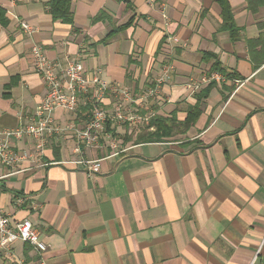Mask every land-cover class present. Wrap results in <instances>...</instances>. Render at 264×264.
Returning <instances> with one entry per match:
<instances>
[{
    "label": "crops",
    "instance_id": "crops-1",
    "mask_svg": "<svg viewBox=\"0 0 264 264\" xmlns=\"http://www.w3.org/2000/svg\"><path fill=\"white\" fill-rule=\"evenodd\" d=\"M69 1L72 23L54 19L51 0H0V127L29 122L47 93L34 42L58 70L78 58L88 74L129 86L137 119L109 121L118 147L102 136L81 145L82 155L72 134L49 138L41 156L31 137L13 139L27 156L0 168V209L40 230L48 243L42 264H264V63L255 67L248 46L264 31V6L252 12L247 0H228L240 28L232 40L218 0ZM215 62L235 77L211 87L186 133L124 140L155 115L183 120L210 84L191 93L187 82ZM168 65L174 69L157 97L139 100ZM118 97L106 94L102 107L112 113L117 99L125 102ZM54 117L80 128L88 119L83 109H57ZM82 158L98 160L100 170ZM13 252L0 264H39L29 245L18 242Z\"/></svg>",
    "mask_w": 264,
    "mask_h": 264
},
{
    "label": "built area",
    "instance_id": "built-area-1",
    "mask_svg": "<svg viewBox=\"0 0 264 264\" xmlns=\"http://www.w3.org/2000/svg\"><path fill=\"white\" fill-rule=\"evenodd\" d=\"M165 4H161L160 10L163 16L168 19L164 10ZM23 30L30 36L36 33V28L26 20L20 21ZM178 41L177 37H172ZM32 58L36 71L42 77L47 93L35 110L29 122L22 124L18 128L7 130L0 127V168L2 166L15 167L18 161L27 156L19 154L12 145L13 139H22L26 136L35 141L36 155L44 153L46 141L54 135L63 136L72 134L77 138L75 151L83 154L81 145L95 146L100 142L102 136L111 141L113 148L118 147V142L113 134L107 130V123L111 120L132 121L137 119L131 104L138 101L132 95L129 86L114 84L104 79L100 72L88 74L84 62L78 58L70 60L66 66L58 70L59 63L50 60L44 48L34 42L32 45ZM174 66L168 65L163 73L157 78L155 84L150 87L139 100L156 98L160 93L161 85L170 76ZM226 77L219 72H206L199 79H190L186 87L194 93L204 84L210 82H224ZM111 93L122 96L125 100H116L114 111L109 113L102 107L101 101L106 94ZM89 106L86 110L88 119L83 128L75 124L61 126L55 120L54 113L57 109L68 112H77L82 107ZM86 168L93 172L100 170V162L97 160L86 161L82 158ZM27 197H20L19 204L25 203ZM21 242L29 245L40 257L39 264L43 263V255L48 249V243L41 238L40 230L33 222L25 218L14 220L11 215L0 209V259L3 257H13L15 244ZM14 264H38L26 263L23 260H15ZM250 264H255L253 260Z\"/></svg>",
    "mask_w": 264,
    "mask_h": 264
},
{
    "label": "trees",
    "instance_id": "trees-1",
    "mask_svg": "<svg viewBox=\"0 0 264 264\" xmlns=\"http://www.w3.org/2000/svg\"><path fill=\"white\" fill-rule=\"evenodd\" d=\"M221 7V15L223 18L222 29L229 32L232 40H238L240 38V28L237 26L232 7L228 0H218ZM248 8L252 12H257L260 7L264 6V0H247ZM50 11L54 19H60L66 23L73 22V13L71 10V3L69 0H51ZM0 21L4 22V11L0 9ZM260 28L264 29V21L259 22ZM248 46L252 55V60L255 63V67L264 63V31L262 34L255 38L248 40ZM219 72L226 78L235 77V74L229 73L225 68L221 66L219 62H215L211 69V72ZM215 81L201 91L197 96V103L191 107L187 112L186 117L181 120L176 114L170 116L155 115L152 117L150 124L147 127H143L137 131L136 134H130L124 136V140H132L137 142L147 141H159L167 137H171L174 134L186 133L198 120L201 114V101L207 97L211 87L215 85ZM83 110H89V106L82 107ZM153 127V129H151ZM115 135V132H114Z\"/></svg>",
    "mask_w": 264,
    "mask_h": 264
},
{
    "label": "rangeland",
    "instance_id": "rangeland-1",
    "mask_svg": "<svg viewBox=\"0 0 264 264\" xmlns=\"http://www.w3.org/2000/svg\"><path fill=\"white\" fill-rule=\"evenodd\" d=\"M214 72H216V71H214ZM147 122L146 121H139V122H136L135 124H133L132 126H133V128H135V129H137V131H139V129L141 130L143 127H144V125L146 124ZM125 132H123V133H121V134H118V137H122L123 138V135L122 134H124ZM126 134H136V132L134 131V132H132V133H129V132H127ZM125 134V135H126ZM124 135V136H125Z\"/></svg>",
    "mask_w": 264,
    "mask_h": 264
}]
</instances>
